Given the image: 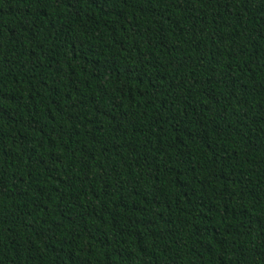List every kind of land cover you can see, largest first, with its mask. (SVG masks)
Here are the masks:
<instances>
[{
  "label": "trees",
  "instance_id": "obj_1",
  "mask_svg": "<svg viewBox=\"0 0 264 264\" xmlns=\"http://www.w3.org/2000/svg\"><path fill=\"white\" fill-rule=\"evenodd\" d=\"M0 264H264V0H0Z\"/></svg>",
  "mask_w": 264,
  "mask_h": 264
}]
</instances>
